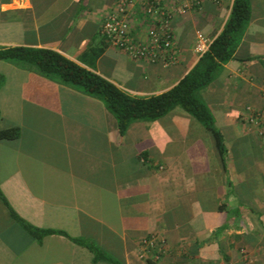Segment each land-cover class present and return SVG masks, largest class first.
<instances>
[{
	"label": "crops",
	"instance_id": "0c3cea01",
	"mask_svg": "<svg viewBox=\"0 0 264 264\" xmlns=\"http://www.w3.org/2000/svg\"><path fill=\"white\" fill-rule=\"evenodd\" d=\"M117 1L0 0V47L54 50L144 97L194 65L196 33L210 42L232 2L160 0L172 12L173 61L165 64L107 44L100 25ZM248 2L234 59L199 92L223 137L224 169L207 132L179 107L119 136L95 97L0 60V128L19 130L0 139V264H109L61 234L35 239L10 210L92 241L122 264H264V0ZM141 3L127 0L125 19L143 39L156 22ZM150 237L152 248L141 243Z\"/></svg>",
	"mask_w": 264,
	"mask_h": 264
},
{
	"label": "trees",
	"instance_id": "16d2710c",
	"mask_svg": "<svg viewBox=\"0 0 264 264\" xmlns=\"http://www.w3.org/2000/svg\"><path fill=\"white\" fill-rule=\"evenodd\" d=\"M248 19V0H232L227 19L220 32L209 42L207 49L198 56L194 65L169 89L144 97L129 95L100 75L48 48L0 47V60L25 65L44 76L55 78L62 84L74 86L95 97L113 116L119 136L124 134L132 122H151L174 107H179L207 132L213 142L220 166L224 169L226 149L223 137L214 125L213 116L199 92L219 74L225 62L234 59L233 51ZM2 82L3 77L0 74V86ZM18 134L19 130L16 126L0 128V139H14ZM10 216L35 239L50 233L61 234L72 242L85 246L91 252L94 262L122 264L92 241L70 237L61 230L34 227L11 210Z\"/></svg>",
	"mask_w": 264,
	"mask_h": 264
},
{
	"label": "built area",
	"instance_id": "2783aa9c",
	"mask_svg": "<svg viewBox=\"0 0 264 264\" xmlns=\"http://www.w3.org/2000/svg\"><path fill=\"white\" fill-rule=\"evenodd\" d=\"M127 0H118L113 10L109 11L100 25V33L108 45L123 52L132 59L156 62L160 60L165 64L173 61L172 34L168 29V22L172 15L163 7L160 0H142V12L152 19L155 24L147 28L145 38H134L128 30L125 19ZM177 8L176 12H181ZM209 41L199 32L196 33L195 51L198 55L208 47ZM251 119H254L252 117ZM141 243L148 248L155 245L154 238H144ZM245 264H248L245 262Z\"/></svg>",
	"mask_w": 264,
	"mask_h": 264
}]
</instances>
